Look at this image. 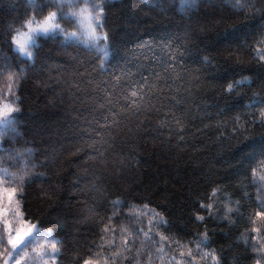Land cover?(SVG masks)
I'll use <instances>...</instances> for the list:
<instances>
[{
	"label": "trees",
	"instance_id": "trees-1",
	"mask_svg": "<svg viewBox=\"0 0 264 264\" xmlns=\"http://www.w3.org/2000/svg\"><path fill=\"white\" fill-rule=\"evenodd\" d=\"M27 3L0 0V107L19 108L18 135L3 148L31 149L19 163L0 152V187L16 186L9 183L11 173L19 174L25 160L35 165L19 205L22 216L7 214L13 229L27 219L62 240L57 264L89 257L99 264H136L144 241L138 230L149 228L185 245V258L175 243L165 248L163 261L158 244H145L140 264H169L173 256L172 264H188V248L195 264H205L188 243L205 230L210 243L202 248L215 249L221 264H264V219L255 215L264 211L260 0L255 3L262 11L245 9L247 16L226 0H196L190 9L181 0H110L102 30L111 37L107 58L58 38L42 41L34 61L25 62L9 48L7 28L19 25ZM166 43L178 49L171 67ZM242 76L255 82L224 90ZM214 187L220 191L213 196ZM198 201L214 207L209 213ZM151 209L162 213L166 227L149 225ZM197 212L203 222L196 221ZM7 235L0 220V253L10 248ZM125 236L128 251L120 248ZM26 251L28 264L51 262L39 259L31 243Z\"/></svg>",
	"mask_w": 264,
	"mask_h": 264
},
{
	"label": "snow or ice",
	"instance_id": "snow-or-ice-1",
	"mask_svg": "<svg viewBox=\"0 0 264 264\" xmlns=\"http://www.w3.org/2000/svg\"><path fill=\"white\" fill-rule=\"evenodd\" d=\"M195 2L196 0H181V6L184 9H190L194 6ZM226 2L229 3L234 11L243 13L245 16L248 15L245 9L262 11L261 8H256L255 0H226ZM260 3L262 8H264V0H260ZM112 6L110 0H28L24 18L20 20L19 25L17 27L9 25L7 28V33L10 36L9 48L18 57L23 58L25 62L34 61L36 51L42 41L59 38L65 46L82 44L89 51H95L101 53L103 57H107L111 47V37L107 32L102 30ZM29 11H31V15L28 14ZM61 21H68L67 26L62 25ZM164 47L167 55L165 64L171 67L176 59L178 49H174L170 43H166ZM256 51L260 53L262 50L257 48ZM258 59L262 70L261 84L264 86V54H260ZM19 71L23 73L24 68H20ZM15 75L16 73H12L9 79L11 80ZM254 82L249 81L248 77L242 76L239 80L228 82L224 90L228 93H234L245 86L250 87L251 83ZM131 94L135 97L137 92L132 91ZM133 104H136L135 100H133ZM136 106L139 108V105ZM248 107H251V105H248ZM18 118L19 108L13 106V104L6 103L0 107V152L6 151L10 160H14L16 163H19L22 157L31 156V149H23L18 152L13 148H3V143L6 139L18 135L16 127ZM260 120L264 123V108L260 109ZM255 122L254 120L253 123ZM176 123L179 124L180 122L177 120ZM180 139H183V137H180ZM9 166L12 165L10 164ZM32 167H35V165L25 160L23 162V168L19 170V174L17 172L11 173L12 179L9 183L15 184L16 186L0 187V220L3 221L4 230L8 234L7 245L10 246L8 250L0 253V260L3 261V264H13V261L14 264H22V262L23 264H28V259L26 258H29V253L26 251V248L33 240V236L30 234L33 233L35 226L31 225L29 220L23 219L20 220L19 226L13 229L11 222L7 219V214L12 212L17 218L22 216L19 205L26 194L25 189L31 184L32 179L35 178L29 176L28 170ZM258 167L264 168V163L258 165ZM2 170L6 173L8 171L7 168ZM255 171L256 169H253L254 173ZM219 191L220 189L218 187L212 188V195H216ZM14 203L16 204L15 208L12 207ZM197 203L200 209L208 211L209 213L214 207L211 202L204 203L203 201H198ZM147 207V205L143 206L145 209ZM150 211L152 213V219L149 220V225L158 223L160 226L166 227L167 221L164 219L162 213L156 212L155 209H151ZM230 212L231 209L226 206L225 215L227 216ZM255 215L264 219V211H256ZM195 219L196 221L203 222L205 217L197 212ZM109 220H111V217H109ZM108 230L107 226L103 229L104 232ZM253 231L259 233L260 228H254ZM138 232L144 233V241L141 242V249L145 247V244L159 245L155 250L161 261L164 260L165 248L167 247L171 250L172 243H175L181 249V259L183 260L185 258V252L183 250L185 245H182L180 241H172L169 236L163 234H154L151 228L147 232H144L143 229H139ZM44 234L51 238V242L46 243V246L41 245L39 251L33 249V252L36 253L39 259L43 260L45 257H48L52 264H57V258L61 255L62 251L60 246H62L63 241L54 238L50 231ZM35 235H39V231ZM155 235H159L158 240L154 239ZM0 243H4L3 236H0ZM106 243L112 245L114 244V239L106 241ZM188 243L195 244V249L200 252L201 259L204 260L205 264H221V257L217 255L215 249L204 250L202 248V246L210 243L206 230L200 233L195 241H189ZM99 247L103 248V245ZM131 247L132 245L129 244L127 236L123 237L120 248L128 251ZM141 249H137L136 264H140L138 257ZM119 251L120 249H118L117 253L112 254V260L117 258ZM259 251L264 254V249H260ZM187 256L192 258L188 264H195L196 258L191 248H188ZM173 260H175V256L170 259L169 264H172ZM82 264H99V261L89 257L83 259ZM176 264H180V262L177 261ZM254 264H261V259H256Z\"/></svg>",
	"mask_w": 264,
	"mask_h": 264
},
{
	"label": "rangeland",
	"instance_id": "rangeland-1",
	"mask_svg": "<svg viewBox=\"0 0 264 264\" xmlns=\"http://www.w3.org/2000/svg\"><path fill=\"white\" fill-rule=\"evenodd\" d=\"M99 31V30H98ZM109 56V55H108ZM107 56V57H108ZM105 57V58H107ZM12 207L14 208V205H12ZM11 213V212H9ZM35 226V225H34ZM38 228L35 226L33 228V233L30 234L33 236V240L31 242V244L33 245V249H37L39 246L41 245H45L46 246V243H50L51 242V238L49 236H46L43 232H40L39 231V235H35V233L38 231L37 230ZM27 239V238H26ZM50 250V249H49ZM47 259V258H45ZM45 264H52V262L50 261H47L45 262Z\"/></svg>",
	"mask_w": 264,
	"mask_h": 264
}]
</instances>
